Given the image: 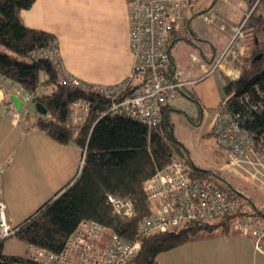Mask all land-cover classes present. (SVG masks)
<instances>
[{
    "label": "trees",
    "instance_id": "obj_1",
    "mask_svg": "<svg viewBox=\"0 0 264 264\" xmlns=\"http://www.w3.org/2000/svg\"><path fill=\"white\" fill-rule=\"evenodd\" d=\"M33 1L0 0V76L16 82L27 94L33 95V101L46 108V115H39L34 121L38 129L59 143L73 141L81 153L84 151V159L78 173L16 224L18 228L14 235L27 246L58 252L81 220L93 219L103 223L108 231L132 237L138 221L150 213L144 193L146 180L167 165L174 154L189 164L192 173L212 180L227 196L236 199L240 206L238 214L253 213L264 217L262 209L251 207L252 197L245 196L246 193L224 174L198 167L183 156L171 133L169 105L162 108L159 123L149 127L129 115L111 111L109 98L58 83L54 64L29 53L34 48L55 42L52 33L29 28L21 21L20 10L29 8ZM252 2L255 6L242 25L245 48L250 54L244 57L239 81L226 77L223 90L225 97L237 89L241 101L235 98L230 105L245 118V126L259 135L264 134V0H250V4ZM252 49L254 53H251ZM138 75L131 78L132 86ZM39 85L48 86L49 91L37 92ZM77 99L90 102L88 116L80 124L72 122L71 114L72 103ZM214 149L219 150L217 146ZM107 194L130 198L135 215L124 217L114 213L106 199ZM215 229L227 231L228 222L225 219L187 221L173 231L151 234L142 238L139 252L125 264H155L159 252ZM0 264H30V261L27 256L3 253L1 241Z\"/></svg>",
    "mask_w": 264,
    "mask_h": 264
},
{
    "label": "built area",
    "instance_id": "obj_2",
    "mask_svg": "<svg viewBox=\"0 0 264 264\" xmlns=\"http://www.w3.org/2000/svg\"><path fill=\"white\" fill-rule=\"evenodd\" d=\"M191 1L127 0L129 45L134 59L131 74L115 83L83 82L65 72L58 59L56 42L34 48L29 53L34 58L42 57L54 64L58 83L109 98L111 111L129 115L152 127L159 123L162 108L176 97L180 88L194 82L182 79L178 72L168 69L169 45L183 19L181 7ZM251 5L243 20L233 28L223 53L214 60L207 73L220 67L229 55L241 56V29L255 3ZM204 18L209 22V15H204ZM238 61L241 62L239 58ZM234 70L236 74L227 73L226 77L231 81H239L241 74L236 68ZM136 73L139 75L132 86L131 78L134 79ZM243 95L248 96V93ZM235 98L241 101L237 89L220 101L209 125L208 133L224 153L217 168L240 176L258 189H264V134L256 135L245 126V118L230 105ZM89 106L90 102L86 99L73 101L72 122L82 123L88 116ZM81 154L80 165L83 163L84 151ZM1 175L2 165L0 242L15 234L18 228L7 217L6 206L1 199ZM144 193L150 204V213L138 221L132 237L110 232L99 221L83 219L58 252L30 245V264H125L139 252L142 238L146 236L173 231L187 221L214 222L226 216L229 230L249 236L254 248L264 254V217L253 213L238 214L240 206L236 199L227 196L212 180L192 173L189 164L177 155H171L168 164L146 180ZM106 199L114 213L124 217L135 215L130 198L107 194Z\"/></svg>",
    "mask_w": 264,
    "mask_h": 264
},
{
    "label": "crops",
    "instance_id": "obj_3",
    "mask_svg": "<svg viewBox=\"0 0 264 264\" xmlns=\"http://www.w3.org/2000/svg\"><path fill=\"white\" fill-rule=\"evenodd\" d=\"M188 8L189 10L186 12ZM249 9V0H192L190 4L181 7L183 19L179 22L175 38L169 45L170 65L168 69L170 72H178L181 78L183 75L185 77L183 79L194 80V82L180 88L179 92L183 88L188 89L198 100L203 115L207 109H214L215 111L218 107L225 94L223 85L226 75L234 68L241 66L238 65L241 64L238 58L242 62L241 57L229 55L221 63L222 75L218 74L222 87L221 94L217 93L216 88L211 85L212 82L205 85L201 80L204 76L213 74V72L207 73V71L217 58V54L220 56L223 53L233 28L241 22ZM19 14L25 26L45 30L55 36L58 59L63 70L81 81L110 84L121 81L131 74L134 57L129 45L130 26L127 0H34L29 8L21 9ZM204 15H209V22L205 20ZM241 30V46L243 52H246L243 27ZM179 40L188 46L192 45L197 48L196 52L192 51L187 54L189 57L186 58V65L188 64L191 69L187 72L179 63L183 61L182 59L179 60L180 57H184L182 46L178 44ZM207 52L212 53L211 57L207 55ZM239 52L237 51L236 54L239 55ZM243 52L242 54H244ZM42 77L43 74L41 73L40 78L42 79ZM4 84L8 86L10 91L7 92L0 85V102L3 103L4 112L10 113V109L13 106L16 107L12 96L16 97L17 93L21 91L24 93L25 91L20 85L17 89L13 84ZM209 86L211 88L207 91L206 88ZM202 89L205 90V94ZM48 91L49 87L46 85H39L37 88L39 93ZM180 94L185 96L182 92ZM27 95L30 98L33 97V95ZM24 97L26 96L24 95ZM181 99L182 96L168 102L169 110L171 111L174 107L179 106L178 104H182ZM33 106L34 111L24 110L20 124L17 123L19 120L13 117L4 124H0V135L1 133L4 134L6 140L10 141L14 137V140L21 144L19 158L24 160V169L21 173L22 185L26 186L25 182H32L35 178H37L36 182L53 185L60 182L65 175V143L55 141L34 125L36 117L46 115L47 110L42 113L35 107L34 101ZM170 111L168 117L173 126ZM16 113V116L19 115L18 112ZM210 122L208 123L207 134H209ZM3 141L5 140L3 139ZM8 147L9 145H5L3 148L8 149ZM70 151L74 164L78 153L81 163V149L75 144V146H71ZM213 158L216 160L214 162L218 164L223 160L222 152L214 149ZM4 162V159H0V165L3 168L6 165ZM8 174V181L11 178L9 190L4 187L5 182H8L4 176ZM16 175L20 179V169H17L16 166L8 167L7 165L4 173L2 169L1 199L6 206V214L12 224L19 218L17 202L24 199L14 195L19 194L15 185ZM26 187L23 188V192L25 193L27 189V194H30L31 187L28 183ZM23 192L19 195L24 194ZM261 195L264 196V194ZM245 196L250 195L245 194ZM252 199L256 208L264 211V207L259 206L254 197ZM29 251L27 245L24 254L6 253L2 250L5 254L27 257ZM155 263L264 264V254L254 248L249 236L229 229L225 232L215 229L200 238L186 241L159 252Z\"/></svg>",
    "mask_w": 264,
    "mask_h": 264
},
{
    "label": "rangeland",
    "instance_id": "obj_4",
    "mask_svg": "<svg viewBox=\"0 0 264 264\" xmlns=\"http://www.w3.org/2000/svg\"><path fill=\"white\" fill-rule=\"evenodd\" d=\"M251 6L252 5L250 4V7ZM182 42H183L182 40L178 41V44L182 46V53L184 54V57L182 56L179 59V60L182 59L183 61L182 62L180 61L179 63H180V66H183L182 67L183 70L187 72L190 69V66L188 64L186 65V60H187L186 58L189 57L187 54L188 52H192V51L196 52L197 48L193 47L192 45L188 46L187 44H184ZM243 53L244 54H240L242 62H240L241 64H238L241 66L236 68V70H238L240 74L242 73V70L244 69V67H242V64L245 62L244 57L245 55L250 54V52H247V51ZM251 53H254V49H252ZM207 55L211 57L212 53L207 52ZM218 57H219V54H217V58ZM246 64L248 65V63H245V65ZM212 72L213 74L204 76L203 79L202 80L200 79V80L203 81L205 85H208V83L212 82L213 84L211 85L216 88L217 93L221 94L222 87H221V84L218 78V74H221V69L220 67H218ZM230 73L231 75H233V74H236V71L233 69V71L228 72V74ZM182 77L185 78L183 75ZM221 79L223 81V78ZM4 83L13 84L15 88L17 89L19 88L17 83L13 82L12 80L8 78H4L0 76L1 87H3V89L9 92L10 90L8 86L5 85ZM209 88L211 87L210 86L207 87L206 90L208 91ZM183 89L180 92H182L185 96L180 94V92L178 91L175 97L178 99L179 97L182 96V99H181L182 104H178L179 106L174 107L173 110L170 111V119L173 124V126L170 125L171 133H172L173 138L177 141V146L182 151L183 156L186 157L187 159H191L193 163L197 165L198 167L205 168V169H213L215 171H219L221 174H224V176H226V178L231 183L239 187V189H241L244 193L249 194L250 196L254 197L256 203L259 206L262 205L264 207V196L261 195V194H264V189H258L252 184H250L248 181H245L244 179H242L240 176L239 177L235 176L228 171L219 170L217 168L219 163L216 164V162H214L216 160L213 158L214 148L216 145L214 144L213 138L210 137L211 135L206 133L207 128H208V123L211 121L213 117L214 109H207L206 113H204L203 115L200 104L198 103V100L195 98V96L188 89H184V90ZM203 91L205 94V90ZM17 94L18 95H16V97L21 100V108H16L15 106H13L10 109V113H6L4 112V109H3V103L0 102V124H4V122L9 120L11 117H13L16 120H19L17 123L20 124L22 120L21 118L24 115V110L34 111L32 96L30 98L29 95H27L25 92L22 93V91ZM204 94L202 93L203 96ZM24 95L26 97H24ZM22 97L23 99H21ZM16 112H18L19 115L16 116L17 114ZM19 116H20V119H19ZM10 138H11V135H10ZM3 139L5 141H3ZM5 145H9L8 149L3 148ZM71 146H75V144L72 141H69L64 144V154H65L64 155L65 156L64 178L60 180V182L55 183L53 185L44 183V182H36L37 178H35V180L32 182H25L26 186L28 183L31 187L30 194H27L28 192L27 189L25 193L23 192V188L25 189L26 186L22 185L23 183H22V178H21L22 177L21 173L24 169V160H20L21 158H19L21 144H18L17 140H14V137L12 138V141L6 140L4 134L1 133L0 135V147H1L0 148V159L2 160L4 159L5 161L4 163L6 164L4 165V168L2 167L3 173L7 165L8 167L16 166L17 169H20V175H19L20 179H18L16 175L15 185L17 186V193L19 194L22 192L24 193L21 195L14 194L18 198H24V199L18 200L17 202L19 205L17 206V209L19 211L17 215L19 216V218L13 222L14 225L17 222H20L26 217H28V215L32 214L42 204V202H44L56 190H58L60 186L66 183L68 179H70L73 175L78 173L80 169V154L79 153L77 154L76 162L74 164V159L70 151ZM73 166H75L74 169H73ZM4 177L6 181H8L9 174ZM9 181H11V178L9 179ZM9 181L5 182L4 184V187L6 189L8 188L7 190L10 189ZM224 219L226 222H228L227 216L219 220H224ZM219 220H215V222H218ZM2 250L6 253L24 254L26 251V244L23 241H21L16 235L13 234L3 239Z\"/></svg>",
    "mask_w": 264,
    "mask_h": 264
},
{
    "label": "water",
    "instance_id": "obj_5",
    "mask_svg": "<svg viewBox=\"0 0 264 264\" xmlns=\"http://www.w3.org/2000/svg\"><path fill=\"white\" fill-rule=\"evenodd\" d=\"M258 57H259V55H258ZM12 98L15 101L16 108H20V100L17 97H15V96H12ZM34 105L42 113H45L46 112V108L41 103H39L38 101H34ZM251 207L253 208V210H256L257 209L256 206L254 205V203H251Z\"/></svg>",
    "mask_w": 264,
    "mask_h": 264
}]
</instances>
